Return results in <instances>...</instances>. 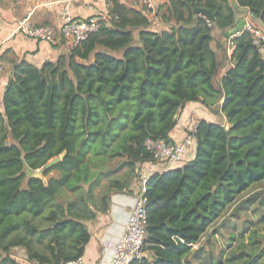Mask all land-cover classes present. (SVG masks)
<instances>
[{
    "label": "trees",
    "instance_id": "trees-1",
    "mask_svg": "<svg viewBox=\"0 0 264 264\" xmlns=\"http://www.w3.org/2000/svg\"><path fill=\"white\" fill-rule=\"evenodd\" d=\"M237 1L264 26V0ZM107 2L110 24L55 61L15 64L4 90L0 264H20L15 247L36 264L82 258L91 239L87 221L130 185L139 163L154 159L146 138L173 141L179 112L192 101L225 119L199 120L189 131L194 157L147 179L148 253L129 264H264L258 225L232 234L219 259L193 251L228 207L264 180V59L249 32L233 38L234 65L216 79L223 61L212 47L213 29L230 37L238 12L229 0H168L165 26L154 29L142 11ZM197 7L212 11L211 25ZM114 158L130 171L125 179H109L97 195ZM27 168L44 171L31 176ZM54 170L60 175L46 179ZM259 195L264 206V190L245 202Z\"/></svg>",
    "mask_w": 264,
    "mask_h": 264
},
{
    "label": "crops",
    "instance_id": "crops-1",
    "mask_svg": "<svg viewBox=\"0 0 264 264\" xmlns=\"http://www.w3.org/2000/svg\"><path fill=\"white\" fill-rule=\"evenodd\" d=\"M120 1L148 16L142 0ZM156 2L155 16L148 17L154 29H161L165 26L162 22V15L166 11V8L162 6L168 0H156ZM63 5V0H0V62L4 66L3 71H0V111H3V93L15 64L24 60L40 67L45 61H55L61 54L70 50L69 45L64 41L50 43L19 33L17 31L18 20L24 16H29L34 24H50L59 28L62 23L61 9ZM70 10L72 15L77 18H87L98 14L110 17V4L107 0H74ZM237 16L239 20L243 14L238 12ZM218 34H214L212 41V47L223 61L216 78L217 81L234 65L232 58L234 50L230 46L232 35L226 38L221 30ZM135 37L137 38V35ZM219 43L220 45H218ZM224 53L227 55L224 56ZM179 113L178 124L170 133V139L173 141L183 140L189 131L196 128L201 119L215 122H221L225 119L223 115L216 114L198 101L188 102ZM194 155L195 150L189 154L188 160ZM162 167L164 165L156 161L139 163L135 173L131 176L130 185L122 191H114L111 194L108 209L99 211L97 218L87 221L91 239L82 257L84 264L110 263L116 244L125 232L130 211L145 185V179L155 172L161 171ZM21 250L24 253V258L27 259L25 250L22 248ZM144 253L147 254L148 251ZM26 261L36 264V262L28 259Z\"/></svg>",
    "mask_w": 264,
    "mask_h": 264
},
{
    "label": "built area",
    "instance_id": "built-area-1",
    "mask_svg": "<svg viewBox=\"0 0 264 264\" xmlns=\"http://www.w3.org/2000/svg\"><path fill=\"white\" fill-rule=\"evenodd\" d=\"M74 0H63L61 9L62 23L59 28L50 24H34L29 16H24L18 20L17 31L27 37L36 40L57 43L64 41L70 49L86 40L92 33L98 32L103 24H110V17L105 15H94L87 18H77L71 13L70 7ZM144 9L148 16L153 17L157 11L156 0H142ZM211 25V20L207 18ZM244 31L250 33L253 44L256 46L261 57L264 59V29L256 25L249 15L243 29L232 35L230 46L235 49L233 38L241 35ZM4 66L0 62V71ZM194 130V129H193ZM144 145L154 157L151 161L160 162L164 165L161 171L173 168L188 160L189 154L196 148V138L193 133H187L181 141H169L166 138L154 139L148 137ZM142 191L136 198V203L130 211L125 232L116 244L112 259L109 264H129L134 259L140 258L144 253L147 240V209L144 192L146 181ZM61 264H84L82 258L62 262Z\"/></svg>",
    "mask_w": 264,
    "mask_h": 264
},
{
    "label": "rangeland",
    "instance_id": "rangeland-1",
    "mask_svg": "<svg viewBox=\"0 0 264 264\" xmlns=\"http://www.w3.org/2000/svg\"><path fill=\"white\" fill-rule=\"evenodd\" d=\"M251 20L256 24V21L251 18ZM215 35H219V30L217 28L213 29ZM122 158H114L113 160L107 163V167L114 169L113 173L106 177L99 188H97V195L100 194V189L107 186V181L112 178H121L125 179L130 167L123 165ZM39 173V171H37ZM60 175L59 171H52L45 178L48 179L51 176L58 177ZM264 190V180L256 185H254L248 192L244 193L238 200L228 207L222 217L214 224L210 231L193 247V251L201 250L204 252L205 257L207 255H212L214 259H219L222 256V251L226 250L229 245L230 236L232 234H237L240 236L241 232L246 229L247 234L254 228L255 225H258L261 231H264V221H262V215H264V206L261 205L260 199L263 197L259 195L252 203L245 202L247 198L256 192ZM99 197V196H98ZM245 202V203H244ZM262 221V222H261ZM246 234V232H245ZM247 234L245 241L247 239ZM240 242V240L238 241ZM237 244V243H235ZM236 246V245H235ZM227 253V252H226ZM225 253V254H226ZM24 253L21 250V247H15L12 249V256H15L19 260L20 264H31L27 262L24 258ZM192 261H194L193 255H191ZM196 263V262H195ZM198 264V263H196Z\"/></svg>",
    "mask_w": 264,
    "mask_h": 264
},
{
    "label": "water",
    "instance_id": "water-1",
    "mask_svg": "<svg viewBox=\"0 0 264 264\" xmlns=\"http://www.w3.org/2000/svg\"><path fill=\"white\" fill-rule=\"evenodd\" d=\"M230 4L237 12H241L243 14V16L241 18H239L236 26H234L228 33H226L227 36L233 35L237 31L243 29L245 21H246V15H249L252 19L256 18L255 15L253 13H251L248 8L240 6L237 0H230ZM195 11H196V13L203 15L204 17H206L212 21L214 20V15H213L212 11L206 7H197L195 9ZM262 27L264 29V26H262ZM196 148H197V145H196ZM65 154L66 153L64 152L60 156L50 160L48 163L45 164V168H49L52 165H54L55 163H57L58 161H60L65 156ZM38 171H39V173L37 171H32L29 168L26 169V172L28 175L41 176L42 172L44 171V168L39 169Z\"/></svg>",
    "mask_w": 264,
    "mask_h": 264
}]
</instances>
